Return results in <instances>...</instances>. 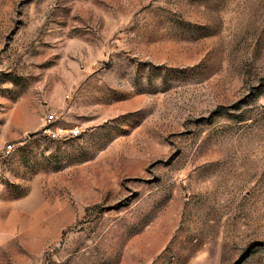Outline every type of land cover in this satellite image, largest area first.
I'll return each instance as SVG.
<instances>
[{
    "label": "rangeland",
    "instance_id": "rangeland-1",
    "mask_svg": "<svg viewBox=\"0 0 264 264\" xmlns=\"http://www.w3.org/2000/svg\"><path fill=\"white\" fill-rule=\"evenodd\" d=\"M0 264H264V0H0Z\"/></svg>",
    "mask_w": 264,
    "mask_h": 264
},
{
    "label": "built area",
    "instance_id": "built-area-1",
    "mask_svg": "<svg viewBox=\"0 0 264 264\" xmlns=\"http://www.w3.org/2000/svg\"><path fill=\"white\" fill-rule=\"evenodd\" d=\"M47 119H48V122H49L50 124L55 123V122L57 121V119L55 118V115H52V114H50V115L47 117ZM53 130H54V131H52L50 128L45 129V133H47V134H51V133L53 132V134H56V135H60V134L65 135V134H67V133H65V132H67V131L64 130V129H61V128H55V129H53ZM68 134H69L70 136H77V135H78V129L76 128V129H74V130H71ZM8 148L11 149L12 147L10 146V147H8Z\"/></svg>",
    "mask_w": 264,
    "mask_h": 264
}]
</instances>
